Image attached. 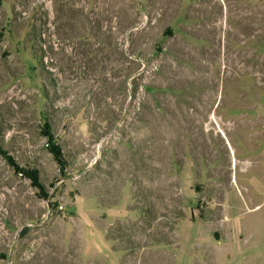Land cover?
Returning <instances> with one entry per match:
<instances>
[{
	"label": "rangeland",
	"instance_id": "374dc122",
	"mask_svg": "<svg viewBox=\"0 0 264 264\" xmlns=\"http://www.w3.org/2000/svg\"><path fill=\"white\" fill-rule=\"evenodd\" d=\"M0 264H264V0H0Z\"/></svg>",
	"mask_w": 264,
	"mask_h": 264
},
{
	"label": "crops",
	"instance_id": "0c3cea01",
	"mask_svg": "<svg viewBox=\"0 0 264 264\" xmlns=\"http://www.w3.org/2000/svg\"><path fill=\"white\" fill-rule=\"evenodd\" d=\"M259 205L260 204H253L252 205V210L253 211H257L256 209L259 207ZM237 220H239V219H237ZM238 222H240V221H238ZM195 225H199V223L197 222V221H193V222H191V225H190V229L186 232L187 234H184V238H185V240H187V242L189 243V244H193V246L196 244V243H198V237H200L199 235L200 234H191L192 232H193V230H194V228H195ZM241 229L242 228H240V231H241ZM198 230H199V228H198ZM240 234V233H239Z\"/></svg>",
	"mask_w": 264,
	"mask_h": 264
},
{
	"label": "trees",
	"instance_id": "16d2710c",
	"mask_svg": "<svg viewBox=\"0 0 264 264\" xmlns=\"http://www.w3.org/2000/svg\"><path fill=\"white\" fill-rule=\"evenodd\" d=\"M47 133H49V129H47ZM49 144L51 145V150L52 153L54 154V156L56 157V159L60 162V164H64V160L60 154V151L56 148L54 142H53V137L49 134ZM32 175V174H31ZM32 179H34L35 181L39 180V175L37 174V172H34L33 175L31 176Z\"/></svg>",
	"mask_w": 264,
	"mask_h": 264
},
{
	"label": "bare ground",
	"instance_id": "6f19581e",
	"mask_svg": "<svg viewBox=\"0 0 264 264\" xmlns=\"http://www.w3.org/2000/svg\"><path fill=\"white\" fill-rule=\"evenodd\" d=\"M218 127V126H217ZM221 130V129H220ZM223 131V130H222Z\"/></svg>",
	"mask_w": 264,
	"mask_h": 264
}]
</instances>
